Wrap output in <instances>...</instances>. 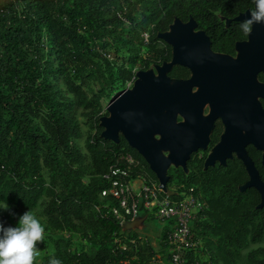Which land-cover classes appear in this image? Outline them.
<instances>
[{"label": "trees", "instance_id": "1", "mask_svg": "<svg viewBox=\"0 0 264 264\" xmlns=\"http://www.w3.org/2000/svg\"><path fill=\"white\" fill-rule=\"evenodd\" d=\"M247 9H254L253 0H0V205L6 201L9 206L0 209V221L15 227L19 213L32 212L44 196L51 198L48 227L33 264H49L53 258L61 264H156L154 255L169 260V222L154 244L94 208L109 186L103 175L126 152L156 178L122 136L118 142L101 136L99 118L107 114L102 101L134 79L136 65L148 69L171 59V46L157 35L175 17H193L214 50L233 54L235 42L247 37L242 21L233 18ZM169 75L185 77L187 70L174 66ZM259 80L264 81V73ZM94 81L96 90L90 85ZM261 102L264 107V98ZM79 109L90 128L87 163L73 144L81 135ZM198 153L188 159V172L168 170L170 189L193 187L207 203L205 217L193 223L201 245L188 251L186 264H264V245L243 252L264 243V208L257 207L255 188L239 189L248 178L242 162L228 159L204 169L205 153ZM248 153L264 181L261 152L249 145ZM107 199L110 206L116 204ZM139 216L150 215L140 211ZM115 235H126L121 241L126 249L113 242ZM130 238L137 240L136 247Z\"/></svg>", "mask_w": 264, "mask_h": 264}, {"label": "water", "instance_id": "2", "mask_svg": "<svg viewBox=\"0 0 264 264\" xmlns=\"http://www.w3.org/2000/svg\"><path fill=\"white\" fill-rule=\"evenodd\" d=\"M255 8V4H254ZM251 9L233 19L243 21ZM231 19H226V25ZM190 17H175L158 37L171 48V59L135 72L133 83L112 94L105 106L107 114L99 118L101 136L118 142L122 136L155 174L167 195L176 192L167 186L170 167L188 172L187 161L199 150H206L213 121L220 118L224 131L209 150L204 169L216 163L225 165L235 153L247 172L241 191L255 188L264 208V181L247 152L252 145L261 152L264 165V24H254L247 38L235 43L236 55L215 52L210 38ZM187 67L191 76H169L172 66ZM194 87L196 88L194 90ZM209 106V113L203 108ZM146 216L126 220L124 230H140Z\"/></svg>", "mask_w": 264, "mask_h": 264}, {"label": "built area", "instance_id": "3", "mask_svg": "<svg viewBox=\"0 0 264 264\" xmlns=\"http://www.w3.org/2000/svg\"><path fill=\"white\" fill-rule=\"evenodd\" d=\"M143 36L147 40L146 32ZM133 80L126 86H131ZM103 177L108 180L109 186L99 193L103 201L94 205L100 216L111 213L122 226L126 220H132L139 216L140 211H144L150 216L169 222L170 228L165 238L170 254L169 260L165 262L154 255L151 262L186 264L188 251L201 245L193 232V223L205 217L204 209L207 203L201 195L196 193L193 187L188 188L187 191L172 189L176 193L167 195L158 179L144 170L141 161L129 152L120 155L119 160L109 167ZM107 196L115 199L116 204L110 206ZM103 207L107 209L105 212H102ZM125 238L126 235H115L113 242L117 247L126 249L127 244L121 242L126 240ZM128 241L133 247L137 246L136 239L130 238Z\"/></svg>", "mask_w": 264, "mask_h": 264}, {"label": "clouds", "instance_id": "4", "mask_svg": "<svg viewBox=\"0 0 264 264\" xmlns=\"http://www.w3.org/2000/svg\"><path fill=\"white\" fill-rule=\"evenodd\" d=\"M255 8L241 22V29L250 34L254 24H264V0H253ZM9 208L5 201L0 209ZM45 228L40 220L29 210L19 216L17 226H4L0 221V264H33L38 256V243L44 241ZM49 264H61L51 259Z\"/></svg>", "mask_w": 264, "mask_h": 264}, {"label": "rangeland", "instance_id": "5", "mask_svg": "<svg viewBox=\"0 0 264 264\" xmlns=\"http://www.w3.org/2000/svg\"><path fill=\"white\" fill-rule=\"evenodd\" d=\"M152 66L153 65H150L148 68H150ZM135 69L140 70V66L136 65ZM90 85L94 90H96L98 87V83L95 81L90 82ZM127 85H128V83H127ZM122 88H124V87H122ZM122 88L120 87L119 89H122ZM63 92H64V90H63ZM109 99L110 98L103 99L102 104H103L104 109H105V106H106L107 102L109 101ZM76 116H77V119H78L79 124H80L81 135L79 137L73 139V144L79 150H81L84 154H86L85 163H87L89 159H88L87 153H86V140L90 134V128H89L88 124L86 123V117H84L81 109L76 111ZM35 122L44 128V123L39 117L35 118ZM199 154H201V153H198V155ZM43 173H44L46 179L49 180L50 179V175H49L50 172H48V169L43 168ZM136 184H138V182H136ZM55 186L57 188V191L61 190V184L59 183V181H56ZM50 199H51L50 197L44 196L32 211V213L40 220L41 224L44 226L45 231H46V227H48V218H49V215L46 213V207L49 205ZM22 214L23 213H19V216ZM75 220H76V222L81 224L83 219L82 218H76ZM167 223H168L167 221L160 220L157 217L149 216L147 219H145L142 229L139 230L140 234L141 235L144 234L145 236H147L152 241V243L157 244V242L160 240V237H161V231ZM49 230H50V228H49ZM51 230H52V232L57 233V230H54V229H51ZM76 239L78 240L77 237H76ZM77 240L75 241V243H77ZM262 245H264V243H261V242H259L257 244H252L248 248H246L243 252L246 253L250 248H255L257 246H262ZM37 257H39V256H37ZM156 257H157V255H156ZM39 260L40 259L38 258V261Z\"/></svg>", "mask_w": 264, "mask_h": 264}, {"label": "flooded vegetation", "instance_id": "6", "mask_svg": "<svg viewBox=\"0 0 264 264\" xmlns=\"http://www.w3.org/2000/svg\"><path fill=\"white\" fill-rule=\"evenodd\" d=\"M229 25H226L225 27H228ZM210 38V37H209ZM247 38V37H246ZM245 38V39H246ZM245 39H242V40H245ZM242 40H237V41H242ZM236 41V42H237ZM210 42H211V38H210ZM235 42V43H236ZM210 46H211V43H210ZM211 49L213 50V51H215V52H219V51H216V50H214L213 48H212V46H211ZM171 51H172V48H171ZM234 53L233 54H230V53H225V54H228V55H231V56H235L236 55V50H235V45H234ZM220 53H224V52H220ZM161 64V63H160ZM156 64H153V67L155 66ZM174 66H182V65H178V64H175V65H173L172 66V68L174 67ZM182 67H185V66H182ZM171 68V69H172ZM186 68V70H187V76H185V77H173V76H170V77H172V78H177V79H186V78H189L190 76H191V71L187 68V67H185ZM171 71V70H170ZM169 71V72H170ZM169 72H168V74H169ZM260 74V73H259ZM259 74H258V78H259ZM196 88L194 87V90H195ZM263 99V98H262ZM204 110H203V112H204V114H208L209 113V111H210V109H209V106L208 105H205L204 106V108H203ZM223 131H224V125H223V123H222V121H221V119L220 118H216L214 121H213V129H212V131H211V134H210V141H209V143H208V147H207V149L206 150H199L198 152L199 153H201V154H199L198 156H203L204 155V153H205V158H206V156H207V154H208V152H209V150L212 148V146H214L219 140H220V138H221V134L223 133ZM214 139H215V141H214ZM213 141V142H212ZM249 146V145H248ZM248 146H247V152H248ZM252 146V145H251ZM205 158H204V160H205ZM234 158H236V159H239V158H237V156H236V154L235 153H232V157H230V158H227L226 159V161L228 160V159H234ZM240 160V159H239ZM241 161V160H240ZM242 162V161H241ZM216 164H218V163H216ZM243 164V163H242ZM244 166V165H243ZM203 167H204V162H203ZM245 168V167H244ZM246 171V170H245ZM247 173V172H246ZM248 176V175H247ZM248 179V178H247ZM246 190V189H245Z\"/></svg>", "mask_w": 264, "mask_h": 264}]
</instances>
